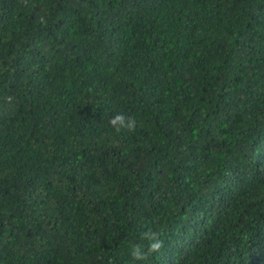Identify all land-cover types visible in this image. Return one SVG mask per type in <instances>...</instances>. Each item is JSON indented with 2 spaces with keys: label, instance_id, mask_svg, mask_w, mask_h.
Here are the masks:
<instances>
[{
  "label": "trees",
  "instance_id": "obj_1",
  "mask_svg": "<svg viewBox=\"0 0 264 264\" xmlns=\"http://www.w3.org/2000/svg\"><path fill=\"white\" fill-rule=\"evenodd\" d=\"M0 264H264V0H0Z\"/></svg>",
  "mask_w": 264,
  "mask_h": 264
}]
</instances>
